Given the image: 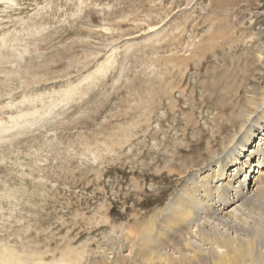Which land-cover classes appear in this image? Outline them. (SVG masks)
I'll use <instances>...</instances> for the list:
<instances>
[{
    "label": "rangeland",
    "instance_id": "1",
    "mask_svg": "<svg viewBox=\"0 0 264 264\" xmlns=\"http://www.w3.org/2000/svg\"><path fill=\"white\" fill-rule=\"evenodd\" d=\"M228 7L0 0V264H130L124 236L165 207L215 130L204 79L176 67L166 81L169 54L214 48L234 23L264 39V9L230 21Z\"/></svg>",
    "mask_w": 264,
    "mask_h": 264
},
{
    "label": "bare ground",
    "instance_id": "2",
    "mask_svg": "<svg viewBox=\"0 0 264 264\" xmlns=\"http://www.w3.org/2000/svg\"><path fill=\"white\" fill-rule=\"evenodd\" d=\"M252 6L264 9L260 0H229V20ZM251 26L234 23L228 34L216 33L214 48L206 44L187 56L169 54L175 64L168 60L164 66L166 81L176 67L185 72L184 82L193 69L204 79L207 96L201 102L210 105L215 130L208 138L200 135L196 146L208 144L206 157L180 170L182 181L165 207L145 221L135 219L134 240L124 236L130 264H264V39L259 32V42L255 33L244 41L254 32ZM166 34L170 48L173 36ZM4 254L10 258L7 250Z\"/></svg>",
    "mask_w": 264,
    "mask_h": 264
}]
</instances>
